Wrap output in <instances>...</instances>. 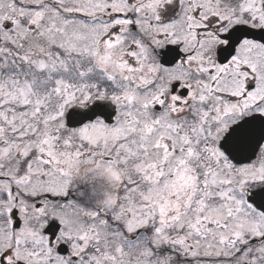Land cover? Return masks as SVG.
Here are the masks:
<instances>
[{"label": "snow or ice", "instance_id": "1", "mask_svg": "<svg viewBox=\"0 0 264 264\" xmlns=\"http://www.w3.org/2000/svg\"><path fill=\"white\" fill-rule=\"evenodd\" d=\"M0 264H264V0H0Z\"/></svg>", "mask_w": 264, "mask_h": 264}]
</instances>
